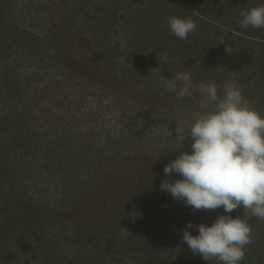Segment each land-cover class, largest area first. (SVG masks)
Listing matches in <instances>:
<instances>
[{"label": "rangeland", "instance_id": "obj_1", "mask_svg": "<svg viewBox=\"0 0 264 264\" xmlns=\"http://www.w3.org/2000/svg\"><path fill=\"white\" fill-rule=\"evenodd\" d=\"M261 4L0 0V264H177L163 168L212 105L199 92L177 100L161 77L191 72L221 95L233 83L264 117V28L241 27ZM172 16L196 31L172 35ZM140 169L155 196L135 185Z\"/></svg>", "mask_w": 264, "mask_h": 264}, {"label": "clouds", "instance_id": "obj_2", "mask_svg": "<svg viewBox=\"0 0 264 264\" xmlns=\"http://www.w3.org/2000/svg\"><path fill=\"white\" fill-rule=\"evenodd\" d=\"M242 28H264V4L242 11ZM164 27L180 39L196 31L191 18L170 17ZM225 51L231 55V48ZM164 89L177 100L199 92L212 107L194 114L188 121L180 146V155L163 168L169 179L160 189L195 211L223 208L209 226L188 222L182 229V243L193 255L220 264H242L246 248L252 242V229L240 209L264 221V117L248 102L241 89L228 83L222 95L216 83H194L191 72H178L172 78L161 77ZM191 141V152L183 141ZM180 178L172 180V174ZM190 229H197L192 235Z\"/></svg>", "mask_w": 264, "mask_h": 264}, {"label": "trees", "instance_id": "obj_3", "mask_svg": "<svg viewBox=\"0 0 264 264\" xmlns=\"http://www.w3.org/2000/svg\"><path fill=\"white\" fill-rule=\"evenodd\" d=\"M139 169V168H138ZM140 175H141V182L138 181V186H142L144 189H152V191H148L149 193H152L153 196H155L156 190L159 191V184L156 185V183L151 184V186H146L147 183L150 182V179L152 176L150 174L146 173L142 169H140ZM151 173V172H150ZM112 176L119 178L117 176L116 172L112 173ZM180 177L178 176V179ZM121 179V178H120ZM127 181L132 183L129 179V177H126ZM149 181V182H148ZM123 183H125L123 179ZM134 185V186H135ZM132 186L130 190L134 189L135 187ZM138 189V188H135ZM147 194H145L146 196ZM170 199L172 202H170ZM83 200V198H81ZM153 201V200H150ZM165 205H167V214L164 213L162 210V214L167 217V220L165 219V223H172L175 227L172 228V232L175 233V243L177 244V251H176V260L178 261L177 264H180L183 262V264H220V262L216 260L211 261H205L203 260L199 255H193L191 249L188 247L186 243H182V229L185 228L188 222H192L194 225H198L200 223H204L206 225H211L216 217L218 215L224 214L223 208L214 210V211H195L193 212L190 207H186L183 202L176 201L173 198L170 197V195H166ZM141 203L144 204L145 201L141 200ZM146 204V203H145ZM135 208V207H134ZM138 209L139 212H143L145 214L144 222L145 224H149L151 227L155 226H161L160 222L162 221L161 218H159L158 208L156 207L155 210L147 211L145 208H143L142 205H140V208ZM157 212V217H156ZM132 215V216H131ZM233 217L236 215L243 216L245 218L252 229V242L249 244L245 251V256L242 261V264H264V221H261L257 219L256 217L252 216L250 213L245 214L242 209L238 211H234L232 213ZM133 217V218H132ZM138 217V214L136 212L130 213L129 219H136ZM163 219V218H162ZM136 222V220H133ZM178 231V232H177ZM192 235H197L198 230L197 229H190L189 230ZM188 261V262H187Z\"/></svg>", "mask_w": 264, "mask_h": 264}]
</instances>
